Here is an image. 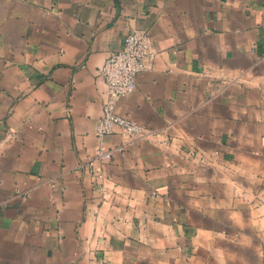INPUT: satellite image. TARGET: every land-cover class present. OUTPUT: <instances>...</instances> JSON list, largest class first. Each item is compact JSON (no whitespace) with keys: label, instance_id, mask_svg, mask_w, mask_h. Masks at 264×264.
Here are the masks:
<instances>
[{"label":"crops","instance_id":"obj_1","mask_svg":"<svg viewBox=\"0 0 264 264\" xmlns=\"http://www.w3.org/2000/svg\"><path fill=\"white\" fill-rule=\"evenodd\" d=\"M134 29L144 135L99 139ZM0 264H264V0H0Z\"/></svg>","mask_w":264,"mask_h":264},{"label":"built area","instance_id":"obj_2","mask_svg":"<svg viewBox=\"0 0 264 264\" xmlns=\"http://www.w3.org/2000/svg\"><path fill=\"white\" fill-rule=\"evenodd\" d=\"M151 54L150 33L145 29H134L125 37L122 48L110 53L98 69L97 78L105 86L103 114L96 128L99 139L117 131L130 140L143 137V126L119 114L117 103L121 98L135 91L137 77L146 68ZM125 150V144L115 149H107L100 144L96 151V158L108 160L114 151L124 154Z\"/></svg>","mask_w":264,"mask_h":264}]
</instances>
